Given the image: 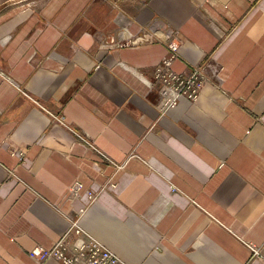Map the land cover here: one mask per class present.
<instances>
[{
    "label": "crops",
    "instance_id": "1",
    "mask_svg": "<svg viewBox=\"0 0 264 264\" xmlns=\"http://www.w3.org/2000/svg\"><path fill=\"white\" fill-rule=\"evenodd\" d=\"M5 2L0 264H60L29 253L81 208L82 229L124 264H264V0ZM155 17L182 38L176 71L221 67L166 112L148 83L166 46L117 43Z\"/></svg>",
    "mask_w": 264,
    "mask_h": 264
},
{
    "label": "built area",
    "instance_id": "2",
    "mask_svg": "<svg viewBox=\"0 0 264 264\" xmlns=\"http://www.w3.org/2000/svg\"><path fill=\"white\" fill-rule=\"evenodd\" d=\"M122 32V30H119V33ZM139 33L140 36L135 37L130 35L127 39H130L131 43L136 44L143 42L142 39L144 36H150V39L147 41L160 42L164 44L168 50V54L160 60L155 68V76L157 78L163 79L167 77V80L175 82L171 87L172 90L167 88L162 91V93H158L160 101H162L165 96H167L166 98H170L165 109H160L163 112L175 107V104H177L181 97H186L190 102H195L203 87L208 82L212 81V78L217 76L220 72L221 67L216 63L193 65L189 70L190 72L185 74L184 72L176 71L173 68V63L180 57L179 48L182 38H180L177 29L156 17L146 24H143L139 29ZM118 38L117 43L120 46L119 43L123 37L119 36ZM170 101H173V103H169ZM53 117L58 121L57 115H53ZM62 123H65V121ZM84 135L85 137L79 136L87 142V139L90 138L85 133ZM19 153L22 154V152ZM82 188L83 183L80 181H76L72 184L69 189L70 198L74 199L80 197ZM89 198L94 201L96 195L90 192ZM86 210V208H82L79 210V217L75 220L73 218L71 219L69 231L57 240L55 245L50 248L36 246L30 251V255L41 261L50 258L55 259L59 261L60 264H124L113 251H110V249L99 243V241L91 238L90 235L82 229L79 224V219ZM70 235L76 236V241L72 244L71 241H68Z\"/></svg>",
    "mask_w": 264,
    "mask_h": 264
},
{
    "label": "rangeland",
    "instance_id": "3",
    "mask_svg": "<svg viewBox=\"0 0 264 264\" xmlns=\"http://www.w3.org/2000/svg\"><path fill=\"white\" fill-rule=\"evenodd\" d=\"M6 1L8 2V0H0V7L2 6L3 2ZM9 1H15V0H9ZM20 1V0H19ZM46 0H24V2L22 3H30L32 6L34 5V7L36 6H41ZM5 2V3H6ZM120 34V33H119ZM123 35H121V37H130V34L126 31V32H122ZM146 38H149L150 39V36H145ZM160 43V42H159ZM120 46L119 47H124V46H132L133 43H131L130 39H125V40H121L120 41ZM156 68V67H155ZM149 85H150V92H155L157 95L158 93H162V91L166 90L167 88L171 89L172 85L175 83L174 81L172 80H167V77L166 78H163V79H159L155 76V70L153 72V76L152 78H150V81L148 82ZM172 90V89H171ZM167 96H165L162 101L159 100V95H158V102H157V105H158V108L159 109H165L166 107V104L168 102V100L170 99L169 97L166 98ZM179 101V100H178ZM169 103H173V101H170ZM178 104V102H177ZM176 105V104H175ZM57 115V114H56ZM58 121L56 120V122L58 124H61L63 126H66L68 125V128L69 130L73 133L74 137L80 141V142H83L84 144H86L88 147L92 148L94 150V152L100 154V156L105 160L107 161V164H111L114 166V164H117L119 166V164L117 162H113L112 159L103 151L101 150L100 148H97V146H95L93 144V141L90 140V139H87V142L81 138L79 135L85 137L84 133L77 129V128H74V127H71L69 124H66V123H62L65 121V117L63 116V114H58ZM55 122V121H54ZM66 124V125H64ZM67 127V126H66ZM79 134V135H78ZM93 145V146H92ZM118 168V167H116ZM108 185V184H107ZM107 185L105 187H107ZM77 218V217H76ZM74 218V220L76 219ZM30 254V253H29Z\"/></svg>",
    "mask_w": 264,
    "mask_h": 264
},
{
    "label": "bare ground",
    "instance_id": "4",
    "mask_svg": "<svg viewBox=\"0 0 264 264\" xmlns=\"http://www.w3.org/2000/svg\"><path fill=\"white\" fill-rule=\"evenodd\" d=\"M121 35H123V34L120 33L119 36H121ZM142 40H143V41H147V40H149V38H146V37L144 36ZM148 42H150V41H148ZM81 209H82V208H81ZM81 209H79V210H81Z\"/></svg>",
    "mask_w": 264,
    "mask_h": 264
}]
</instances>
